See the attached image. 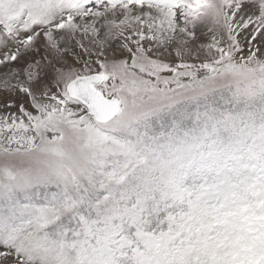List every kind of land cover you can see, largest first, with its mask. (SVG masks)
<instances>
[{
	"label": "snow or ice",
	"instance_id": "snow-or-ice-1",
	"mask_svg": "<svg viewBox=\"0 0 264 264\" xmlns=\"http://www.w3.org/2000/svg\"><path fill=\"white\" fill-rule=\"evenodd\" d=\"M0 264H264V0H0Z\"/></svg>",
	"mask_w": 264,
	"mask_h": 264
}]
</instances>
